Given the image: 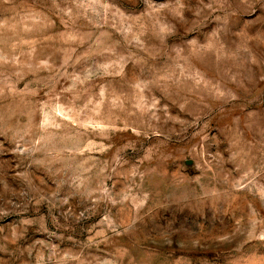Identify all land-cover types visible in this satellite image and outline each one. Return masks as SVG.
Returning a JSON list of instances; mask_svg holds the SVG:
<instances>
[{"label":"rangeland","instance_id":"obj_1","mask_svg":"<svg viewBox=\"0 0 264 264\" xmlns=\"http://www.w3.org/2000/svg\"><path fill=\"white\" fill-rule=\"evenodd\" d=\"M0 264H264V0H0Z\"/></svg>","mask_w":264,"mask_h":264}]
</instances>
